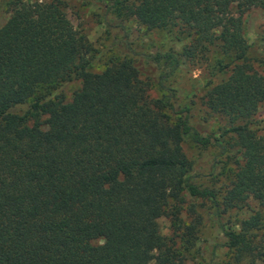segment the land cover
Returning a JSON list of instances; mask_svg holds the SVG:
<instances>
[{
	"label": "trees",
	"instance_id": "obj_1",
	"mask_svg": "<svg viewBox=\"0 0 264 264\" xmlns=\"http://www.w3.org/2000/svg\"><path fill=\"white\" fill-rule=\"evenodd\" d=\"M97 2L122 48L99 72L61 0H14L0 26V264H182L203 223L197 200L226 238L225 264H264V135L253 121L264 73L231 12L264 10V0ZM132 18L151 30L180 26V49L135 50L124 25ZM198 59L202 104L224 122L218 135L190 122L169 84ZM73 80L80 86L66 100ZM184 142L234 160L223 191L196 182ZM250 199L260 208L225 227L223 214Z\"/></svg>",
	"mask_w": 264,
	"mask_h": 264
},
{
	"label": "rangeland",
	"instance_id": "obj_2",
	"mask_svg": "<svg viewBox=\"0 0 264 264\" xmlns=\"http://www.w3.org/2000/svg\"><path fill=\"white\" fill-rule=\"evenodd\" d=\"M13 1L0 0V26L10 16L11 2ZM61 1L75 29L84 34L92 45V71L99 72L102 70L109 57H121V46H114L115 41L120 39L117 37H120L121 33L118 30H112L107 34L103 20L104 12L97 2L98 0ZM234 5L231 8V12L243 23L246 40L251 45L248 55L251 64L254 69L264 73V10L259 7L237 9ZM110 16V19H113V16ZM124 23L128 32V42L138 51L155 52L169 47L179 50L181 41H177V38L181 39L186 35V32H182L180 26L163 30H151L133 18L125 20ZM204 69H206V61L204 62L203 59L183 61L177 74L173 76L169 84L171 87H175L177 104L186 103L190 105V122L200 129H205L214 135H218L221 132L219 129L224 122L218 115L209 112L201 101L203 83L207 77L204 76ZM79 86V80H73L65 84L62 87L65 99L69 100ZM150 94L153 97H157L160 92L154 86L150 90ZM253 121L258 133L264 135V105L258 108ZM183 149L188 159L194 164L193 173L197 175L195 178L196 182L203 186L223 191L228 178L231 176V172L235 169L234 160L220 154V150L213 146L196 147L190 142H184ZM195 203L197 204L198 212L202 216L203 223L198 229L195 246L186 255V259L182 264H203L208 262L214 246L218 247L212 257L211 264L231 262L230 251L225 247H219V244L224 243L226 238L217 225L213 213L211 214L209 203L201 200H197ZM259 208L258 203L250 199L241 203L238 207L228 210L223 214L222 218L225 227H236V223ZM261 209L264 212V207ZM186 221H189V218H186ZM158 223L161 233L169 235V220L165 217H160ZM98 242L95 241V243ZM256 264L261 263L257 262Z\"/></svg>",
	"mask_w": 264,
	"mask_h": 264
}]
</instances>
